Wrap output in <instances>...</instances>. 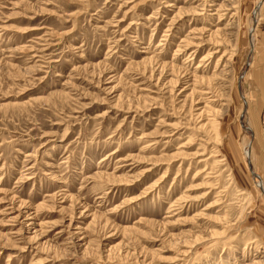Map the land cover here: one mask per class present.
I'll use <instances>...</instances> for the list:
<instances>
[{
	"label": "rangeland",
	"instance_id": "374dc122",
	"mask_svg": "<svg viewBox=\"0 0 264 264\" xmlns=\"http://www.w3.org/2000/svg\"><path fill=\"white\" fill-rule=\"evenodd\" d=\"M263 89L264 0H0V264H264Z\"/></svg>",
	"mask_w": 264,
	"mask_h": 264
},
{
	"label": "crops",
	"instance_id": "0c3cea01",
	"mask_svg": "<svg viewBox=\"0 0 264 264\" xmlns=\"http://www.w3.org/2000/svg\"><path fill=\"white\" fill-rule=\"evenodd\" d=\"M252 72V71H251ZM258 75H255V79H257L258 77H257ZM262 94H264V89H263V91H262ZM261 104H264V100H263V98H260L259 97V100L258 101H256V102H254L253 103V107H252V105H251V108H252V112L250 113L251 115H253L252 117H253V120L252 121H254L255 123H254V131H255V133L256 134H258L259 136H257L256 134H254L253 133V135H254V137H255V135H256V137H259V138H255V139H253V141L251 142V145L252 146H255L254 148H258V146L260 145V144H262L264 141V138H262V136H261V132H260V130H259V126H258V119H257V116H256V114H255V111H256V113H258L257 112V106H261ZM253 123V122H252ZM262 131V130H261ZM263 141V142H262ZM231 144V146H233V144L232 143H230ZM229 147V146H228ZM231 150V147H229V151ZM236 154V153H235Z\"/></svg>",
	"mask_w": 264,
	"mask_h": 264
},
{
	"label": "bare ground",
	"instance_id": "6f19581e",
	"mask_svg": "<svg viewBox=\"0 0 264 264\" xmlns=\"http://www.w3.org/2000/svg\"><path fill=\"white\" fill-rule=\"evenodd\" d=\"M225 6V5H224ZM216 10H217V13L219 12V10H220V7H218L217 6V8H216ZM222 10V9H221ZM216 13V15H218L219 17H221V14H217ZM230 25V24H229ZM198 31V30H197ZM225 35V34H224ZM219 45V44H218ZM215 46L217 47V44H215ZM215 52V51H214ZM213 51H212V53H214ZM200 67V64H197L195 67H194V69H198ZM247 113H248V111H247ZM249 117V116H248ZM249 119V118H248ZM253 120V119H252ZM253 122V123H252ZM254 121H251V126H252V130L254 131ZM254 134H255V131H254ZM254 136V135H253ZM263 142V141H262ZM231 141L230 142H228V144H227V149H228V155H229V157L230 158H232V159H234L235 158V153H236V151L234 150V148H233V146H231ZM231 147V150L229 151V147ZM251 151V150H250ZM247 155H248V153H247ZM234 160H236V159H234ZM235 162V161H234ZM233 168V167H232ZM258 185L257 186H261L262 187V183H263V181L261 182V181H258V182H256ZM32 217V216H31ZM252 242V241H251Z\"/></svg>",
	"mask_w": 264,
	"mask_h": 264
}]
</instances>
